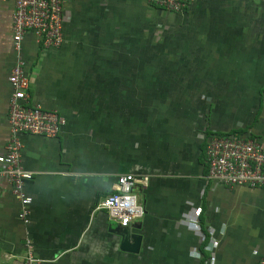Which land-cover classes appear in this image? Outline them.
Masks as SVG:
<instances>
[{
  "label": "crops",
  "instance_id": "0c3cea01",
  "mask_svg": "<svg viewBox=\"0 0 264 264\" xmlns=\"http://www.w3.org/2000/svg\"><path fill=\"white\" fill-rule=\"evenodd\" d=\"M15 9L0 1V154ZM64 14L60 47L32 30L22 41L30 104L67 122L57 137L19 135L33 173L28 224L0 163V264H21L29 248L39 264H259L264 188L208 179L205 148L212 131L264 147V0H196L185 12L67 0ZM125 173L144 179L145 213L130 223L143 235L138 254L120 249L119 223L98 208Z\"/></svg>",
  "mask_w": 264,
  "mask_h": 264
},
{
  "label": "built area",
  "instance_id": "2783aa9c",
  "mask_svg": "<svg viewBox=\"0 0 264 264\" xmlns=\"http://www.w3.org/2000/svg\"><path fill=\"white\" fill-rule=\"evenodd\" d=\"M4 1V0H0ZM67 0H15L14 47L18 51L17 62L9 76L13 92L9 101L10 139L0 163L4 174L12 185L13 193L20 204L19 217L30 222V207L33 197L25 190V182L33 173L21 162V133L57 137L66 124V118L56 110L30 104V78L26 72V61L22 41L27 31H34L45 48H58L64 40V7ZM153 6L171 12H185L196 0H148ZM205 153L209 162L207 178L229 187L247 186L264 188V147L254 136L239 133L221 134L210 132L206 137ZM143 180L133 173L118 176L117 189L99 203L109 216L122 226L145 213L138 202L135 188ZM205 239V236H203ZM28 248L31 246L27 241ZM31 248L21 264H39ZM259 264H264V258Z\"/></svg>",
  "mask_w": 264,
  "mask_h": 264
},
{
  "label": "water",
  "instance_id": "95a60500",
  "mask_svg": "<svg viewBox=\"0 0 264 264\" xmlns=\"http://www.w3.org/2000/svg\"><path fill=\"white\" fill-rule=\"evenodd\" d=\"M132 227L131 225L122 226L118 224L114 228V232L120 237V249L122 251L138 254L142 247L143 235L133 232Z\"/></svg>",
  "mask_w": 264,
  "mask_h": 264
}]
</instances>
